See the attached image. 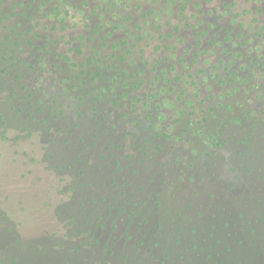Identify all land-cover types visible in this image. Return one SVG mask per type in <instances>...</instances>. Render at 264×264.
Masks as SVG:
<instances>
[{"label": "rangeland", "instance_id": "obj_1", "mask_svg": "<svg viewBox=\"0 0 264 264\" xmlns=\"http://www.w3.org/2000/svg\"><path fill=\"white\" fill-rule=\"evenodd\" d=\"M0 264H264V0H0Z\"/></svg>", "mask_w": 264, "mask_h": 264}, {"label": "snow or ice", "instance_id": "obj_2", "mask_svg": "<svg viewBox=\"0 0 264 264\" xmlns=\"http://www.w3.org/2000/svg\"><path fill=\"white\" fill-rule=\"evenodd\" d=\"M239 218H240V219H243V216L241 215ZM239 242H240V243H243L244 241H243V239H241ZM228 250L231 251V248H229ZM181 259H182V257H181ZM209 259H211V258L209 257Z\"/></svg>", "mask_w": 264, "mask_h": 264}]
</instances>
